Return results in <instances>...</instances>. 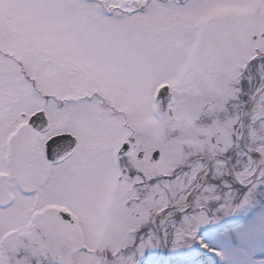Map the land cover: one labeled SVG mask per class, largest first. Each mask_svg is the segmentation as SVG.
<instances>
[{"label": "snow or ice", "instance_id": "6c2138e0", "mask_svg": "<svg viewBox=\"0 0 264 264\" xmlns=\"http://www.w3.org/2000/svg\"><path fill=\"white\" fill-rule=\"evenodd\" d=\"M0 264H264V0H0Z\"/></svg>", "mask_w": 264, "mask_h": 264}]
</instances>
